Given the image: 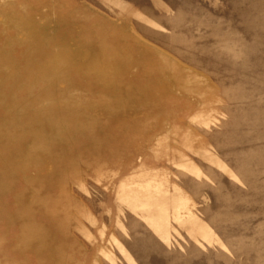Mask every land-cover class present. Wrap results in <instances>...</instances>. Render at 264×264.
I'll use <instances>...</instances> for the list:
<instances>
[{"label":"rangeland","instance_id":"rangeland-1","mask_svg":"<svg viewBox=\"0 0 264 264\" xmlns=\"http://www.w3.org/2000/svg\"><path fill=\"white\" fill-rule=\"evenodd\" d=\"M0 264H264V0H0Z\"/></svg>","mask_w":264,"mask_h":264}]
</instances>
